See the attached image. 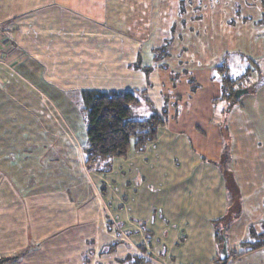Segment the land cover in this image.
I'll use <instances>...</instances> for the list:
<instances>
[{
    "label": "crops",
    "instance_id": "1",
    "mask_svg": "<svg viewBox=\"0 0 264 264\" xmlns=\"http://www.w3.org/2000/svg\"><path fill=\"white\" fill-rule=\"evenodd\" d=\"M154 5L153 0H0V253L12 256L23 250L25 255L16 264H43L36 259L54 248L50 234L37 227L42 212L52 218L61 207L76 212L96 207L89 194L92 173L67 137L54 133L38 96L45 94L61 108L85 146L84 116L66 91L81 96L83 90L135 94L155 90L152 76L162 70V64L153 62V50L143 57L141 49L154 47L148 37L151 33L154 38L155 15L160 14L161 22L165 17L164 25H169L166 17L185 14L187 0H177L175 9L170 0ZM176 21L172 20L169 31ZM86 28L91 30L85 35L88 37L82 35L85 40L74 46V67L69 65L65 74L58 73L54 39L58 35L71 44L68 40H76L71 37ZM169 126L159 130L157 141L144 152L132 149L126 158L114 160V171L120 173L127 172L128 159L135 162L129 170L131 178L146 182L140 187L137 183L129 202L120 204V214L127 208L131 214L130 224L124 220L125 214L118 216L130 226L127 236L137 247L130 255L144 260L141 264H219L218 220L230 213L227 184L216 166L203 161L204 155L190 137ZM152 166L160 170L152 171ZM150 174L154 177L151 182ZM13 212H22L25 221L21 243L11 226L9 214ZM55 217L49 220L52 225ZM72 218H64L54 229H62ZM236 220L230 217L225 223L226 237L236 231ZM234 241L231 252L228 247L226 264H264V249L244 253L239 249L242 239ZM115 261L108 264H123L117 257ZM130 263L135 264L134 258Z\"/></svg>",
    "mask_w": 264,
    "mask_h": 264
},
{
    "label": "rangeland",
    "instance_id": "2",
    "mask_svg": "<svg viewBox=\"0 0 264 264\" xmlns=\"http://www.w3.org/2000/svg\"><path fill=\"white\" fill-rule=\"evenodd\" d=\"M153 2L161 4V0ZM170 2L175 9L177 0ZM174 15L166 17L171 23L174 18L177 20L171 31L168 28L171 23L164 25L165 17L161 22L160 14L155 15L154 38L151 39V33L148 37L154 47L142 48L141 55L145 57L148 50H153L156 58L153 62L157 60L159 65L162 64V70L152 76L155 90L136 93L139 103L132 107L131 118L136 120L153 113H164L170 130L186 133L194 147L204 155L203 161L220 170L229 190L227 213H230L228 218L218 220L221 221L217 223L220 225L218 234L224 233L225 223L230 217L238 219L234 224L236 231L226 237L231 252L235 248V239L255 243L262 240L263 235L256 236V239H250L251 236L255 232H264V0H187L185 14L180 18ZM86 29V32H77L76 37L70 36L76 38L68 40L71 44L58 35L54 39V56L59 61L54 69L58 73L65 74L70 70L69 65L74 67L72 60L77 51L74 46L85 40L82 35L91 32ZM227 79L234 82L232 85L236 90L248 89V94L229 103V96H223L222 88ZM65 82L68 83L67 80ZM66 93L83 117L81 96L76 91L68 90ZM38 99L44 105V114L49 117L54 133L67 137L82 154L85 166L83 151L86 145L82 146L66 114L45 94ZM164 148L167 151L168 145ZM134 163L128 159V173L126 169L123 173L115 172L114 161L106 173L86 168L92 173L89 194L96 207L82 212L66 207L55 209L54 225L64 218L70 220L73 217L71 223L67 221L62 229L55 230L49 222L54 217L42 212L37 227L50 234L54 248H48L44 256L36 259L37 262L108 264L109 261L114 263L115 257L123 264H129L133 258L135 264L144 262L139 256L130 255L137 250L127 236L131 232L130 226L118 219L119 215L125 214L123 218L130 224V209L120 214V204L129 202L134 186L146 183L143 179L131 178L129 170L134 169ZM155 170H160V167L152 171ZM121 175L123 184L120 183ZM88 177L86 175L85 179ZM149 178L151 182L154 177L151 179L150 174ZM9 217L13 232L21 243L25 227L22 212H13ZM246 223L248 226L244 227ZM215 227L217 229L218 225ZM139 254L144 256L141 247ZM24 255L19 249L12 256L0 253V258H9L12 260L10 264H16ZM222 262L218 260L219 264Z\"/></svg>",
    "mask_w": 264,
    "mask_h": 264
},
{
    "label": "trees",
    "instance_id": "3",
    "mask_svg": "<svg viewBox=\"0 0 264 264\" xmlns=\"http://www.w3.org/2000/svg\"><path fill=\"white\" fill-rule=\"evenodd\" d=\"M232 83L227 79L226 85L222 87L223 96H229V103L236 100L235 94L238 91ZM81 98L87 136L83 153L85 166L90 171L106 173L115 159L126 157L131 149L144 152L148 144L157 140L159 130L166 126L164 113H153L136 120L131 118L132 107L139 103V98L131 91L83 90ZM218 238L220 246H223V233L221 236L218 234ZM261 238L255 243L242 244L243 252L264 249V235ZM11 262L9 258H0V264Z\"/></svg>",
    "mask_w": 264,
    "mask_h": 264
},
{
    "label": "water",
    "instance_id": "4",
    "mask_svg": "<svg viewBox=\"0 0 264 264\" xmlns=\"http://www.w3.org/2000/svg\"><path fill=\"white\" fill-rule=\"evenodd\" d=\"M248 93V89L246 90H238L236 91L235 97L236 99H241V97L245 94ZM229 258V250H228V240L226 238V234L223 233V246H222V250L220 252V260L221 261H226Z\"/></svg>",
    "mask_w": 264,
    "mask_h": 264
}]
</instances>
